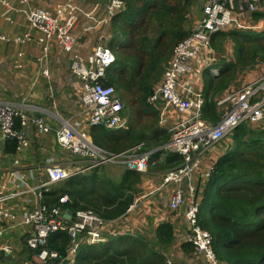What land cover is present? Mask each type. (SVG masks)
<instances>
[{"label":"trees","instance_id":"trees-1","mask_svg":"<svg viewBox=\"0 0 264 264\" xmlns=\"http://www.w3.org/2000/svg\"><path fill=\"white\" fill-rule=\"evenodd\" d=\"M122 11L111 21L105 46L116 55L115 65L106 73L107 86L115 88L123 101L127 126L113 130L92 127L93 143L109 153H121L144 144L152 152L151 171L166 173L183 163L182 156L162 148L169 142L168 129L159 124V112L148 99L162 82L177 46L193 30V7L201 0H123ZM261 28L251 32L229 30L212 36L214 62L203 71V118L218 123L230 110L219 107L227 93L237 88L239 75L264 65V12L254 14ZM233 43V58L224 56L227 42ZM217 70L218 73H213ZM20 123H17V128ZM223 153L213 164L210 176L198 186V225L207 231L211 248L220 264H264V121L241 124L226 137ZM17 142L4 143V154L15 155ZM147 173L123 170L114 182L101 168L91 169L55 185L44 195V204L56 205L65 194L71 204L66 209L93 210L107 220L126 215ZM154 240L138 235L109 238L101 245L83 244L76 264H168L166 253L176 241L171 221L157 224ZM26 244V242H25ZM71 244L66 232L51 235L48 247L57 250L62 264ZM23 254L32 259L37 251L27 245ZM185 254L196 253L192 243H183ZM198 254V253H197Z\"/></svg>","mask_w":264,"mask_h":264},{"label":"built area","instance_id":"built-area-1","mask_svg":"<svg viewBox=\"0 0 264 264\" xmlns=\"http://www.w3.org/2000/svg\"><path fill=\"white\" fill-rule=\"evenodd\" d=\"M33 1L36 0H19V3L28 5ZM81 2L65 0L52 10L41 7L29 9L25 12L26 19L31 29L39 31L43 36V64H47L54 44L72 57L73 72L81 80L80 102L88 115V128L103 126L113 130L122 129L127 123L124 103L113 86L105 85L106 73L115 65L117 58L101 42L104 29L122 11L124 3L123 0H106L105 16L100 19L96 17L95 11L86 12ZM2 3L9 6L5 1ZM263 7L264 0H206L202 17L193 27L191 35L177 46L162 82L148 99L149 104L159 112L160 125L170 133V140L164 149L183 158L179 167L164 174L163 183L151 194L175 186L166 206L170 212L183 216L186 242L192 243L196 253L204 255L209 264L220 263L211 248L210 234L198 225V186L208 179L213 167L203 169V158L241 124L264 121V76L221 100L220 105L229 104L231 108L214 124L203 118L204 97L195 75L202 73L214 62L212 36L233 29L244 32L260 29L262 20L255 21L254 14L260 13ZM82 16L92 22L89 30H97L100 34L99 44L91 48L86 56L79 53L80 38L74 32ZM6 40L5 36H0V43ZM213 73L217 74L218 71L214 70ZM43 75L49 76L47 68ZM30 128L36 129L39 134L53 135L60 148L79 158L82 169L74 167L68 170L52 166L46 170V180L38 170H15L10 175L12 190L8 193L0 192V238L6 231L3 222L20 215L16 210L17 205L11 210L6 207V203L34 195L41 204L23 213L21 219L24 225L33 229L26 239V245L37 251L36 264H48L49 260L59 258V252L48 247L49 238L56 232H66L71 241L62 264H76L83 244L101 245L110 237L120 234L119 220L127 216L133 210L134 202L140 199L135 200V197L126 215L118 220L104 219L93 210L73 211V219L68 220L64 217L67 210L64 206L71 204L69 195L65 194L56 205L50 207L43 204L45 193L50 191V186L79 175L85 169L114 166L136 173H147L152 152H143L144 144H140L121 153H109L95 145L88 132L79 129L78 123L61 120L57 126H52L44 117L29 114L13 103L0 100V131L3 141L15 140L19 154L30 146ZM4 250L7 251L6 248Z\"/></svg>","mask_w":264,"mask_h":264},{"label":"crops","instance_id":"crops-1","mask_svg":"<svg viewBox=\"0 0 264 264\" xmlns=\"http://www.w3.org/2000/svg\"><path fill=\"white\" fill-rule=\"evenodd\" d=\"M2 1L7 2L9 6L4 5ZM37 1L38 0L35 2L33 1L28 5H21L19 0H0V36H5L7 38L5 42L0 43V100L13 103L17 108L29 114L42 116L46 119L47 123L52 126H57L61 120H68L73 123H78L79 129H84L88 132V115L86 111H84V108L82 111H77L80 109L78 104L81 103L82 85L80 90L75 94L70 95L68 93L67 85H69L71 79L66 76V67L63 65L61 58L54 52L53 45L49 52L47 64L45 65V63L43 64V61H41L43 57L41 39L43 36L39 31L31 29L25 14L29 9L37 7L47 8L45 7L46 4L45 6H37ZM201 2V6L193 7V26H195L197 21L202 17V9L206 0H201ZM80 4L86 12L95 11L97 18L101 19L105 16L106 0H82ZM91 25L92 22L82 16L74 30L75 34L80 38L78 51L84 56L89 54V46L93 42L98 41L100 36L97 31L91 32V30H89ZM109 26H111V23L107 27ZM82 36L91 37L85 45L81 43ZM56 48L63 55H67L63 53L58 46H56ZM45 68L49 70L48 77L43 75ZM202 75V81L200 82L201 88L203 83ZM53 83L57 84L56 89H53ZM79 84H81L80 78L78 81L76 80L72 83L74 90L78 89ZM197 84H199L198 81ZM228 95L229 93L226 94V96ZM219 107H221V105ZM160 126L163 127L162 125ZM28 134L30 142L29 148L20 154L5 155V142L3 141L0 131V192L8 193L12 190L10 175L15 170L28 169L34 172L38 170L42 173L43 179L46 180V170L49 167L60 166L68 170L71 169V166H73V168L79 167L78 165L80 162L77 159H72L71 161H66V159H64L68 151L63 150L57 145L53 135H41L33 128L28 130ZM205 157L203 158V169L212 167L218 159V157L214 155H212V158L209 157V154ZM16 161H18L17 164ZM162 174L163 173L153 171L149 174L151 176L148 177H162ZM153 183V181L145 183L144 179L139 190L141 191L143 188ZM55 185L50 186L49 189L54 188ZM167 190L168 191L165 192L166 195L171 194V192L175 190V186L171 185L167 187ZM145 197H149V195H144L136 199L142 200ZM40 204L41 203L34 195L18 201L6 203V207L11 210L17 205L16 210L20 215H16L13 219H6L3 222L6 231L4 236L0 238V264L37 263L36 257L33 258V260H29L28 257L23 254L26 249V239L32 234L33 229L29 225H24L21 217L23 213L38 207ZM148 211H151V209L149 208ZM146 214L144 219L145 224L146 219H148L149 216L151 217V213H149V215ZM156 218L159 224L168 221V217L164 211L162 214L157 213ZM171 222L174 223V221ZM5 248L7 251L4 250Z\"/></svg>","mask_w":264,"mask_h":264},{"label":"rangeland","instance_id":"rangeland-1","mask_svg":"<svg viewBox=\"0 0 264 264\" xmlns=\"http://www.w3.org/2000/svg\"><path fill=\"white\" fill-rule=\"evenodd\" d=\"M63 1H65V0H38L36 2V5L37 6H45V4H46L45 7L50 8L52 10L55 8V6L57 4H59L60 2H63ZM196 7H198V6H196ZM261 12H264V7L262 8ZM110 28H111V26H109L105 29V33H104L105 38L108 35ZM92 31L96 32L97 30H91V32ZM90 38H91L90 36H82L81 37V43L83 45H85ZM105 42H106V40H105ZM105 42H101V44L105 45ZM98 44H99V41L93 42L89 46V50ZM53 46H54V49H53L54 52L56 53V55H58V57L61 58L63 65H65V67H66V76H68V78L71 79V82H69V85H67L68 93L70 95L75 94L78 90H80L81 84H79L78 89L74 90L72 83L75 82L76 80L78 81L79 77L76 76L73 72L72 57L70 55H63L56 48V45H53ZM224 56L228 60L233 58V43L230 41L226 43L225 50H224ZM201 74L202 73H200V74L197 73L195 75V78H197L198 82H199V84H198L199 89H200V82L202 81V79L200 78ZM263 76H264V65L257 66L252 71H247L246 73H241L238 76L239 80H241V82L238 83L237 88H239L241 86L240 87V89H241L244 86L248 85L249 83H251V82H253V81H255V80H257ZM53 86H54L53 89L57 88V84L53 83ZM237 90L238 89H236V88L232 89L230 91V93L233 91H237ZM81 91H82V88H81ZM78 106H80L79 107L80 109H78L77 111H80V110L82 111L83 107H81V103H79ZM41 135H44V134H41ZM225 140H226V138L224 140H222L215 147V149L209 154V157L212 158V155H214L215 157L221 156V154L223 153L222 147H223V143L225 142ZM71 155L67 152V154L64 156V159H66V161H71L72 159L79 160L78 157L73 156V155L71 156ZM205 158H207V157H205ZM78 166L80 168L82 167L81 164H79ZM100 168L102 169V172H105L108 175V177H110L114 182H118L121 179V173L124 170L123 168L121 170V168L118 169V167H114V166H106V167H100ZM71 169H75V168H73V166H71ZM90 171H91V169H89V170L85 169L83 171V173L85 174V173H88ZM151 172H153V171H151V169L149 167L148 174H150ZM162 175H163L162 177L161 176L146 177L145 183H147L148 181H151V182L153 181L154 183L149 184L147 187L143 188L141 191L139 190L136 198H140L144 195H149V197H145L140 201L138 200V201L134 202V208L131 211V213L127 214V216H125L119 220L118 227H119V232L121 234H119L115 237L112 236L110 238H113V237L117 238L120 236L127 237L129 235L135 234V235L142 236V237H149L150 239L154 240V237H155L154 231H155L156 227L158 226L157 224H159V222L157 221V218H156L157 213L162 214L164 211V213H166V215L168 217V221H174L173 224L175 226V234H176L175 244L166 253V257L168 258L170 264H209L204 255H199L197 253L185 254L181 250V245L183 243H186V240L184 238V234L186 231V225H185L183 216H181L177 213H174V212H170L168 210V207L166 205L168 204L170 194L166 195L165 190L162 192H156L154 194L153 193L151 194V192L153 190L160 187L161 184L163 183V179L165 178V176H164V173ZM149 176H151V175H149ZM62 183L63 182L59 183L58 185H60ZM150 194H151V196H150ZM135 200H137V199H135ZM151 202H153V203H151ZM148 203H151V204H148ZM149 208L151 209V211H148ZM149 213H151V217L149 216L148 219H146V224H145L144 223V219L146 217L145 214L149 215Z\"/></svg>","mask_w":264,"mask_h":264},{"label":"water","instance_id":"water-1","mask_svg":"<svg viewBox=\"0 0 264 264\" xmlns=\"http://www.w3.org/2000/svg\"><path fill=\"white\" fill-rule=\"evenodd\" d=\"M72 216H73V211L71 209L66 210L65 215H64L65 219H68V220L73 219Z\"/></svg>","mask_w":264,"mask_h":264},{"label":"clouds","instance_id":"clouds-1","mask_svg":"<svg viewBox=\"0 0 264 264\" xmlns=\"http://www.w3.org/2000/svg\"><path fill=\"white\" fill-rule=\"evenodd\" d=\"M193 27H194V26H193ZM203 110H204V109H203ZM203 115H204V114H203ZM164 128H165V127H164ZM166 129H167V128H166ZM166 145H167V144H166ZM166 145H165V146H166ZM165 146L162 148L164 151H166V150L164 149ZM166 152H167V151H166ZM167 153H168V152H167ZM209 154H210V153H209ZM136 197H137V195H136ZM67 210H68V209H67ZM71 210H72V209H71ZM72 211H73V210H72ZM107 242H108V241H107ZM107 242H106V243H107ZM103 244H105V243H103Z\"/></svg>","mask_w":264,"mask_h":264}]
</instances>
